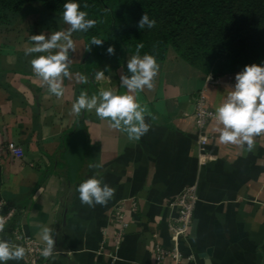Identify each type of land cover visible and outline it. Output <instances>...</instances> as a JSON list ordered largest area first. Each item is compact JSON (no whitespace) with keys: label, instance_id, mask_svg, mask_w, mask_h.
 Masks as SVG:
<instances>
[{"label":"crops","instance_id":"obj_1","mask_svg":"<svg viewBox=\"0 0 264 264\" xmlns=\"http://www.w3.org/2000/svg\"><path fill=\"white\" fill-rule=\"evenodd\" d=\"M4 32L0 30V202L19 211L14 229L42 244V228L53 231L57 254L47 264H156L155 246L173 245L168 223L176 212L169 202L192 185L199 199L196 227L193 232L192 224L180 243L186 256L181 264H264V133L254 138L249 151L221 143L222 125L214 120L208 126L211 159L202 162L199 153L196 97L203 92L207 108L215 112L236 74L205 75L174 57L157 62L154 87L133 93L150 125L133 141L94 110L72 113L85 87L79 81L83 53L73 34L71 75L63 78L64 94L58 98L30 64L44 53L25 55L33 46L31 35ZM131 56L94 85L86 84L92 95L100 89L125 93L120 77ZM9 143L24 156L11 155ZM97 162L102 168L88 167ZM95 173L114 195L103 205L82 204L76 188ZM118 205L129 222L119 249L112 216ZM2 239L13 241L10 232Z\"/></svg>","mask_w":264,"mask_h":264},{"label":"trees","instance_id":"obj_2","mask_svg":"<svg viewBox=\"0 0 264 264\" xmlns=\"http://www.w3.org/2000/svg\"><path fill=\"white\" fill-rule=\"evenodd\" d=\"M65 0H0V30L29 5L61 17ZM87 18L97 21L87 32H74L83 53L80 91L92 93L95 73L120 67L128 55L151 54L157 62L174 57L219 78L264 62V0H78ZM156 24L139 29L143 13ZM93 38L104 40L91 44ZM109 46L114 53L109 54ZM79 93V94H80Z\"/></svg>","mask_w":264,"mask_h":264},{"label":"clouds","instance_id":"obj_3","mask_svg":"<svg viewBox=\"0 0 264 264\" xmlns=\"http://www.w3.org/2000/svg\"><path fill=\"white\" fill-rule=\"evenodd\" d=\"M86 11L81 10L78 0H65L62 19L69 25L67 31H56L48 35L35 34L30 37L33 46L25 50V55L44 53L30 60L33 72L46 82L48 91L56 97L64 94L63 78L70 77L69 51H75V44L70 38L73 32H87L97 21L87 18ZM156 24L143 13L138 22L139 29L147 26L149 29ZM104 40L93 38L91 44L102 45ZM137 54L127 60V72L120 77V87L126 89L118 94L113 89H100L98 94L89 96L82 91L71 106L72 113L80 115L82 112L94 110L101 120H107L111 128L127 135L129 140L138 141L148 131L150 125L146 122L145 107L141 106L136 95L145 88L152 89L153 81L159 71L156 58L145 53ZM56 51L53 52L52 50ZM109 54L114 53V47L109 46ZM104 72L95 73V79L101 80ZM235 83L229 86L226 99L220 103L214 112L215 120L222 125L219 131V141L224 144L246 146L249 151L254 147V138L264 133V62L244 66L235 77ZM79 81L87 83V77L79 76ZM213 115V114H210ZM102 163H90V169L102 168ZM98 173L83 180L76 188L82 204L95 206L103 205L114 195V189L97 178ZM2 227V225H0ZM44 246L40 255L45 259L53 257L55 239L53 231L44 227L40 233ZM24 245L0 239V264L9 261H22L25 258Z\"/></svg>","mask_w":264,"mask_h":264},{"label":"built area","instance_id":"obj_4","mask_svg":"<svg viewBox=\"0 0 264 264\" xmlns=\"http://www.w3.org/2000/svg\"><path fill=\"white\" fill-rule=\"evenodd\" d=\"M213 81L212 78L209 79V82ZM214 120V112L207 108L205 96L203 92H200L195 100V124L198 132L199 153L203 159L202 162L211 159L207 154V146L211 139V135L208 133V126ZM7 150L16 158H22L24 156L23 150L14 143H9ZM198 201L197 186L192 185L185 187L169 202V207L176 212L168 223L173 245L171 247L155 246L153 254L156 264H166L168 261H172L173 264H181L185 259L186 256L181 250L180 243L189 237ZM18 214L19 211L16 208L9 207L4 202H0V225H2L0 227V239L7 232H10L14 242L24 245L26 249L24 258L26 264H47V261L51 257L45 259L40 255V249L44 244L12 227L14 219ZM112 216L117 228L115 244L116 248L119 249L129 228V222L126 219L122 205L114 208ZM56 254L57 252L54 250L53 256Z\"/></svg>","mask_w":264,"mask_h":264},{"label":"rangeland","instance_id":"obj_5","mask_svg":"<svg viewBox=\"0 0 264 264\" xmlns=\"http://www.w3.org/2000/svg\"><path fill=\"white\" fill-rule=\"evenodd\" d=\"M7 26V32L15 35H48L56 31H67V25L61 17L50 15L44 11L41 4L27 6L18 17ZM4 32L3 34H7ZM74 35V32L72 33ZM75 36V35H74ZM55 50V49H53Z\"/></svg>","mask_w":264,"mask_h":264},{"label":"water","instance_id":"obj_6","mask_svg":"<svg viewBox=\"0 0 264 264\" xmlns=\"http://www.w3.org/2000/svg\"><path fill=\"white\" fill-rule=\"evenodd\" d=\"M195 227H196V222H194V224H193V229H192L193 232L195 231ZM209 253H210V251H209Z\"/></svg>","mask_w":264,"mask_h":264}]
</instances>
